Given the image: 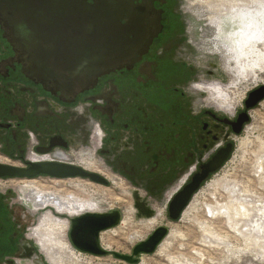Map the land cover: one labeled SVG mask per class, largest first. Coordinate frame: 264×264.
Listing matches in <instances>:
<instances>
[{
  "label": "flooded vegetation",
  "instance_id": "flooded-vegetation-1",
  "mask_svg": "<svg viewBox=\"0 0 264 264\" xmlns=\"http://www.w3.org/2000/svg\"><path fill=\"white\" fill-rule=\"evenodd\" d=\"M179 2L0 0V163L76 165L105 179L147 169L162 186L177 174L172 198L202 162L233 145L244 103L183 110L181 65L193 36ZM117 161L121 170L110 165ZM36 178L76 179L0 183ZM15 197L0 190V264H48L51 252L31 232L36 215Z\"/></svg>",
  "mask_w": 264,
  "mask_h": 264
},
{
  "label": "rangeland",
  "instance_id": "rangeland-1",
  "mask_svg": "<svg viewBox=\"0 0 264 264\" xmlns=\"http://www.w3.org/2000/svg\"><path fill=\"white\" fill-rule=\"evenodd\" d=\"M234 2H238L234 3L236 6L255 8L264 0ZM179 6L185 28L191 30L193 36L192 47L186 52L187 66L181 65L185 71L184 80L180 81L185 87V98L181 99L183 110L184 107L198 110L204 104L226 111L241 109L247 93L264 84V66L263 71L254 69L244 73L222 55L221 46L214 39L215 26L210 17L218 11H227L229 6L225 0H180ZM211 7L216 10L212 11ZM209 67L213 68V74L207 76L205 70ZM197 82L201 86L193 89ZM216 88L224 91L227 100L218 98ZM227 101L229 107L222 105ZM249 115L243 130L232 135L233 149L228 159L202 183L175 221L168 217L171 196L167 192L179 181H174L177 174L164 186L158 185L157 174L147 169L133 178L118 174L114 175L120 179L107 176L106 185L75 177L84 180L93 197L100 200L98 209L106 212L117 209L121 213L116 227L100 233V244L109 251L130 253L134 244L146 239L157 226L165 225L168 235L154 253L141 254L136 264H264V99ZM110 165L121 170L122 161ZM14 180L20 182V179ZM14 182L12 179L1 182L0 190L12 189L15 199L27 208L28 216L36 215L31 227L40 225L44 220L40 217L43 210L34 212ZM48 214L58 216L53 209L48 210ZM70 217L60 216L69 223L63 234L68 247L60 252L50 247V264H129L110 254L98 256L75 249L69 240ZM151 218L153 221L146 228L144 224ZM131 234H136L135 238ZM34 238L38 241V236ZM38 245L41 247L40 242ZM59 254L63 255L62 259L53 258Z\"/></svg>",
  "mask_w": 264,
  "mask_h": 264
},
{
  "label": "bare ground",
  "instance_id": "bare-ground-1",
  "mask_svg": "<svg viewBox=\"0 0 264 264\" xmlns=\"http://www.w3.org/2000/svg\"><path fill=\"white\" fill-rule=\"evenodd\" d=\"M225 2L229 9L224 12L218 11L210 17L211 23L215 26L214 39L219 42L222 55L232 62L235 68L238 67L244 73L247 70L254 71V69L263 71L264 3L258 2L255 8H248L234 5V0H225ZM215 10L216 8L213 7L212 11ZM226 24L228 29H226ZM229 68L232 70V67ZM216 89L219 93L218 98L227 100L224 91L221 88ZM227 104L228 101L222 103L225 107H229ZM14 183L19 185L20 193L23 194L24 200L31 204L34 212L39 210L44 212L40 214V217L44 218L42 223L31 230L34 236H38L37 242L41 243L43 249L52 247L60 252L68 247L63 234L69 223L60 218L61 215L74 217L86 212H104L97 208L101 202L93 197L90 193L92 190L86 188L84 180L31 179ZM50 209L56 211L58 216H50L48 214ZM146 221L148 222L144 226L149 228L153 218ZM41 234L42 237H40ZM135 236L136 234H131L132 238ZM180 236L182 237V234ZM62 257V254H59V257L53 256L58 259Z\"/></svg>",
  "mask_w": 264,
  "mask_h": 264
},
{
  "label": "water",
  "instance_id": "water-1",
  "mask_svg": "<svg viewBox=\"0 0 264 264\" xmlns=\"http://www.w3.org/2000/svg\"><path fill=\"white\" fill-rule=\"evenodd\" d=\"M264 99V84L250 90L243 103L244 111L240 112L233 128L234 134H239L249 121V111ZM233 149L231 142L218 149L208 160L199 165L189 180L172 196L167 211L170 220H177L184 211L194 193L200 188L211 174L216 172L228 159ZM45 174L57 178L82 177L92 182L106 185L108 181L94 172H88L76 165L61 163H31L27 168L0 163V177H35ZM121 220V213L117 209L109 212H86L70 217L69 240L73 247L81 252L103 256L110 254L115 259L136 264L141 254H152L158 245L168 235L165 225L157 226L146 239L133 245L130 253L109 251L100 244V233L116 227Z\"/></svg>",
  "mask_w": 264,
  "mask_h": 264
}]
</instances>
